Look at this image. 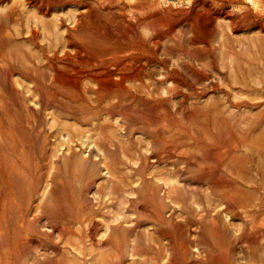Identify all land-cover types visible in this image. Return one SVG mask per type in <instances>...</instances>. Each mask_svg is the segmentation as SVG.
I'll use <instances>...</instances> for the list:
<instances>
[{
  "label": "rangeland",
  "instance_id": "374dc122",
  "mask_svg": "<svg viewBox=\"0 0 264 264\" xmlns=\"http://www.w3.org/2000/svg\"><path fill=\"white\" fill-rule=\"evenodd\" d=\"M78 1L0 0V264H264V0Z\"/></svg>",
  "mask_w": 264,
  "mask_h": 264
},
{
  "label": "bare ground",
  "instance_id": "6f19581e",
  "mask_svg": "<svg viewBox=\"0 0 264 264\" xmlns=\"http://www.w3.org/2000/svg\"><path fill=\"white\" fill-rule=\"evenodd\" d=\"M26 1H27V0H26ZM76 1H77V0H76ZM84 1H86V0H84ZM87 1H88V0H87ZM87 1H86V2H87ZM106 1L109 2L110 4H113V3H116V2H118V4H119V2H120V4H121V3H124L125 0H124V1H122V0H106ZM142 1H144V0H142ZM147 1H148V0H147ZM151 1H152V0H150V2H151ZM78 2H80V0H79ZM91 2H92V1H91ZM98 2H103V1H98ZM107 2H106V3H107ZM125 2H126V1H125ZM129 2L132 3V6H134V7H137V6L140 5V3H139L140 0H139L138 2H137V0H136V2H134V3L131 2V0H130ZM150 2H149V4H150ZM153 2H154V1H153ZM201 2H202V1H201ZM212 2H213V1H212ZM75 3H77V2H75ZM109 3H108V4H109ZM146 3H147V2L145 1V3H143V4H146ZM207 3H208V2H207ZM83 4H85V3H83ZM83 4H82V5H83ZM93 4H94V3H93ZM108 4H107V5H108ZM127 4H128V3H127ZM149 4H148V5H149ZM212 4H213V3H212ZM219 4H220V3H219ZM221 4H222V3H221ZM85 5H86V4H85ZM87 5H88V4H87ZM98 5H99V4H98ZM104 5L106 6V4H104ZM128 5H129V4H128ZM77 6H78V4H77ZM101 6H102V5H101ZM120 6H121V5H120ZM123 6H124V4H123ZM222 6H223V5H222ZM85 7H86V6H85ZM88 7H89V6H88ZM98 8H99V7H98ZM100 8H102V7H100ZM110 8H112V7H110ZM124 8H125V7H124ZM124 8H123V9H124ZM128 8H129V7H128ZM145 8H146V7H145ZM149 8H150V6H149ZM113 9H114V7H113ZM118 9H119V8H118ZM130 9H131V8H130ZM139 9H140V8H139ZM182 9H183V8H182ZM214 9H215V7H214ZM220 9H222V7H221ZM90 10H91V9H90ZM100 10H101V9H100ZM105 10H106V9H105ZM128 10H129V9H128ZM142 10H143V9H142ZM145 10H146V9H145ZM155 10H156V9H155ZM118 11H119V10H118ZM123 11H124V10H123ZM136 11H137V9H136ZM150 11H151V10H150ZM220 11H221V10H220ZM108 12H109V11H108ZM137 12H139V11H137ZM140 12H141V11H140ZM122 13L125 14L124 12H122ZM129 13H130V12H129ZM79 14H80V13H79ZM117 14H118V12H117ZM132 14H133V13H132ZM147 14H148V13H147ZM110 15H112V14L110 13ZM135 15H136V16H139L138 14H135ZM141 15H142V14H141ZM210 15H211V14H210ZM101 16H102V15H101ZM124 16H125V15H124ZM127 16H128V15H127ZM136 16H135V17H136ZM149 16H150V15H149ZM116 17H117V16H116ZM130 17H131V16H130ZM104 18H105V17H104ZM110 18H111V17H110ZM137 18H138V17H137ZM142 18L144 19V17H142ZM142 18H141V19H142ZM122 19H124V18H122ZM125 19H126V18H125ZM132 19H133V18H132ZM132 19H131V20H132ZM135 19H136V18H135ZM145 19H146V18H145ZM147 19H148V18H147ZM106 20H107V19H106ZM126 20H127V19H126ZM133 20H134V19H133ZM136 22H137V21H136ZM136 22H135V23H136ZM144 22H145V21H144ZM153 22H154V21H153ZM262 23H263V22H262ZM123 24H124V23H123ZM139 24H140V23H139ZM147 24H148V22H147ZM140 25H142V24H140ZM144 26H145V25H144ZM146 26H147V25H146ZM223 30H224V29H223ZM220 37H221V38L224 37V33H223V32L220 33ZM157 40H158V39H157ZM223 41L225 42V40L223 39L222 41H220V43H221V42L223 43ZM218 42H219V41H218ZM220 43H219V44H220Z\"/></svg>",
  "mask_w": 264,
  "mask_h": 264
}]
</instances>
